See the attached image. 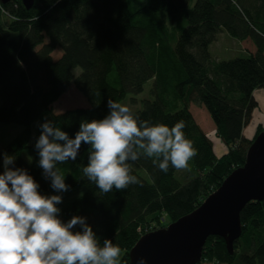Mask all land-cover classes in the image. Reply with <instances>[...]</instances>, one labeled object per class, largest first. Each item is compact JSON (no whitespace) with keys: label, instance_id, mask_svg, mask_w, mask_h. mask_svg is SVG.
Returning <instances> with one entry per match:
<instances>
[{"label":"trees","instance_id":"obj_1","mask_svg":"<svg viewBox=\"0 0 264 264\" xmlns=\"http://www.w3.org/2000/svg\"><path fill=\"white\" fill-rule=\"evenodd\" d=\"M1 16L6 22L0 24V125L18 126L21 132L0 149V172L3 154H8L15 157L10 167L26 169L40 192L54 190L51 178L23 159L27 150L39 156L40 128L31 147L32 126L50 118L74 138L82 120H99L110 112L109 98L121 103L141 94L150 81L151 100L134 113L138 123L185 125L184 135L196 150L186 170L175 173L170 166L164 173L159 161L153 164L155 157L134 147L139 159L126 163L139 183L129 185L128 197L118 191V201L129 203L121 219L105 221L98 210L79 207L80 200L59 213L65 223L74 215L84 217L101 246L111 240L120 248V264H129V253L142 237L165 230L154 224L159 219L171 220L169 227L197 211L244 167L249 149L264 132L259 128L253 140L243 136L258 107L253 93L264 89V0H149L134 12L128 0H36L31 10L13 0L0 2ZM223 33L250 40L256 53L217 60L210 48ZM77 68L81 72L75 75ZM71 87L91 106L54 114L53 105ZM192 104L213 113L226 155L218 158L208 138L198 134ZM90 147L82 143L77 158H88ZM56 167L68 189L101 192L81 167ZM241 226L233 254L224 239L210 237L202 257L214 254L212 259L223 264H264V201L246 206Z\"/></svg>","mask_w":264,"mask_h":264},{"label":"clouds","instance_id":"obj_2","mask_svg":"<svg viewBox=\"0 0 264 264\" xmlns=\"http://www.w3.org/2000/svg\"><path fill=\"white\" fill-rule=\"evenodd\" d=\"M110 112L102 119L82 120L74 138L45 120L39 125L35 143L39 167L57 192L68 191L65 177L57 164L75 161L82 143L90 145L88 163L83 175L102 193L115 188L122 191L139 183L130 175L129 159L139 155L134 147L143 149L153 164L164 173L169 167L178 173L186 170L196 150L186 139L183 122L169 127L150 125L133 115L130 108L111 98ZM63 141V143H60ZM162 157V159H160ZM15 157L3 154L0 172V264H120V248L111 240L98 242L93 228L85 218L74 215L65 222L59 218L60 195H45L39 183L26 169L13 168ZM174 173V174H175ZM79 225L81 230L74 231ZM138 264H145L140 258Z\"/></svg>","mask_w":264,"mask_h":264},{"label":"water","instance_id":"obj_3","mask_svg":"<svg viewBox=\"0 0 264 264\" xmlns=\"http://www.w3.org/2000/svg\"><path fill=\"white\" fill-rule=\"evenodd\" d=\"M21 1L31 10L36 0ZM263 201L264 133L249 149L244 167L234 171L193 214L142 237L129 253V264H138L140 258L145 264H199L210 237L224 239L233 254L234 243L242 235L241 213L249 203Z\"/></svg>","mask_w":264,"mask_h":264},{"label":"crops","instance_id":"obj_4","mask_svg":"<svg viewBox=\"0 0 264 264\" xmlns=\"http://www.w3.org/2000/svg\"><path fill=\"white\" fill-rule=\"evenodd\" d=\"M148 2L149 0H128V5H129L130 10L134 12L137 9L146 6ZM255 53H256V47L250 40L237 41L231 38L226 33L221 34L218 37L217 41L212 44V56L215 57L219 61H229V60L236 59V58L254 55ZM253 98L255 102L257 103L258 107L253 112L252 120L250 124L243 131V136L248 140L254 139L259 128H261V130L264 131V89L256 90L253 93ZM215 123H216V120H215ZM247 132L249 135L247 134ZM34 143H35V140L33 141V144ZM213 149H214L215 155L218 158H221L222 156L226 155L228 152L227 146L224 143H222L220 139L216 137L213 138ZM32 166L36 167L35 164H33ZM38 166L39 164L37 165V167ZM127 190L128 192L124 193L126 197H128L130 193L129 186ZM41 193L45 195H60L62 197V203L56 205L57 208L60 209V212L63 209L67 208L69 205H71L74 201L80 200L79 207L89 206L91 208H94L100 212L103 220L110 221V222H114L116 220L121 219L126 213L128 206H129L128 201L126 202L119 201V202H124V207H125L123 212H119L120 203H118V201L116 200L117 198L110 199L112 196L110 192L108 193L109 196H106L102 192H99L96 190L89 191L86 188L68 189V191H64V192H57L55 190L42 191ZM107 202H110V205H107L106 204ZM114 202H117V203H114ZM112 206H113V209H112ZM59 213H58V216L60 215ZM121 258H122V254H120V260Z\"/></svg>","mask_w":264,"mask_h":264},{"label":"rangeland","instance_id":"obj_5","mask_svg":"<svg viewBox=\"0 0 264 264\" xmlns=\"http://www.w3.org/2000/svg\"><path fill=\"white\" fill-rule=\"evenodd\" d=\"M5 20L6 19L4 18V16H1L0 17V24L4 25L6 22ZM210 51L212 54V46L210 48ZM53 56H54V59L57 60L58 57L60 56V52H56ZM80 72H81V70L78 68L74 70L75 75L80 74ZM151 86H152V82L150 81L145 85L144 91L141 94L133 95V96L129 95V96H127L126 99H124L121 102V104L128 106L134 115V113L136 111H139L142 108V102L144 100H151V96H150ZM90 106H91L90 102L77 89H75V87H71L68 90V92L66 94H64L62 96V98L53 105V113L54 114H62L68 110L80 109V108L86 109ZM190 111H191L192 117L194 119L195 127L197 129L198 134H204L208 138V140L211 142V146H212L213 145V138L216 137V138L220 139L218 134H217L216 123H215L214 117L212 115V112L209 110V108H207L205 106H196L194 104H192L190 106ZM46 120L50 121V118H48ZM44 121L37 122L32 126V128H31L32 140L30 141L31 147L34 146V144H33L34 136H35V133L37 132V130L40 128L39 125L41 123H43ZM20 132H21V128H19L18 126L0 125V149L5 144H7L11 139L16 137ZM60 143H63V141H60ZM23 159L26 161V163L29 166L30 165L32 166L33 164H35L37 166L39 164L40 157L37 156L36 153L33 152V150H27V151L23 152ZM66 163H69L73 167L79 166V167H81V169H83V167L86 166L88 163V158H86V159L77 158L75 161L69 160ZM66 163H64V164H66ZM41 170L43 171L42 168H41ZM120 192L123 196L126 197V195H124V193L125 192L127 193L128 190L125 189V190H122ZM110 193L112 194L110 199H113V198L116 199L118 197V191L115 190V188H113V190ZM116 200L118 201V198ZM114 203H117V202H114ZM118 203H120V205H119L120 211L119 210L118 211L123 212L125 209L124 202L118 201ZM106 204L110 205V202H107ZM112 205H113V203H112ZM112 209H113V206H112ZM154 224L158 225L159 228H163V229L165 228L166 229L168 227V225L171 224V220L164 217L163 220L159 219V223L155 222ZM207 252H208V250H207ZM213 256H214V254L211 256V259H210L209 255H207V258H205L206 256H204V258L202 257V260L199 264H223V263H220L217 259L213 260L212 259Z\"/></svg>","mask_w":264,"mask_h":264},{"label":"bare ground","instance_id":"obj_6","mask_svg":"<svg viewBox=\"0 0 264 264\" xmlns=\"http://www.w3.org/2000/svg\"><path fill=\"white\" fill-rule=\"evenodd\" d=\"M249 132V131H248ZM248 132H247V134H248ZM249 135V134H248Z\"/></svg>","mask_w":264,"mask_h":264}]
</instances>
